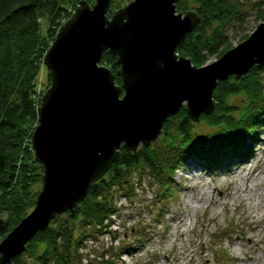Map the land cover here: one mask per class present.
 Instances as JSON below:
<instances>
[{"label": "water", "instance_id": "95a60500", "mask_svg": "<svg viewBox=\"0 0 264 264\" xmlns=\"http://www.w3.org/2000/svg\"><path fill=\"white\" fill-rule=\"evenodd\" d=\"M177 1L130 0L108 16L110 0H79L59 26L42 57L50 85L30 140L41 187L33 209L0 241V264L23 252L56 214L72 211L120 147L149 146L183 103L198 121L213 109L219 81L237 80L264 61V21L210 63L197 67L178 55L200 18L176 12ZM105 50L116 58L115 72L100 64Z\"/></svg>", "mask_w": 264, "mask_h": 264}, {"label": "trees", "instance_id": "16d2710c", "mask_svg": "<svg viewBox=\"0 0 264 264\" xmlns=\"http://www.w3.org/2000/svg\"><path fill=\"white\" fill-rule=\"evenodd\" d=\"M78 1L0 0V241L33 209L41 187L42 165L33 160L30 145L40 102L36 79L46 49ZM127 3L110 0L107 15ZM241 5L238 0H178L177 12L194 11L200 19L177 45V54L189 57L198 67L232 48L227 33L244 23ZM257 17L264 21V13L258 12ZM247 36L242 34L240 40ZM100 64L113 72L118 68L116 58L107 50ZM115 82L120 84L119 76ZM237 96V104L230 103V98ZM212 98L214 108L209 114L201 113L198 121L188 117L184 106L169 116L161 132L164 143L159 137L135 151L120 147L110 169L90 185L74 209L56 214L7 264H107L103 252L97 262L88 257L89 249L88 253L82 249L87 241L93 242L96 235L106 232L110 216L117 210L114 192L119 190L128 197L134 194L130 182L133 171L139 178L146 175L155 182L164 196L172 188L174 172L187 158H197L212 169L222 161L248 155L246 139H257L263 122L264 61L237 80L229 76L219 81ZM195 122L211 130L197 133ZM215 138L216 145L210 146Z\"/></svg>", "mask_w": 264, "mask_h": 264}, {"label": "rangeland", "instance_id": "374dc122", "mask_svg": "<svg viewBox=\"0 0 264 264\" xmlns=\"http://www.w3.org/2000/svg\"><path fill=\"white\" fill-rule=\"evenodd\" d=\"M240 2L245 20L227 33L232 48L242 41V34L249 35L261 22L258 12L264 13V0ZM215 59L212 56L206 63ZM49 78L42 65L36 79L37 99L50 84ZM239 97H231L230 103L237 104ZM181 106L185 107L184 103ZM177 121L178 116L173 123ZM262 121L257 139H246L250 145L248 155L222 161L212 169L197 158H187L174 172L172 188L164 196L155 182L146 175L139 178L138 172L133 171L130 182L134 194L128 197L119 190L114 192L117 210L110 216L106 232L96 235L93 242L87 241L82 252L88 253L89 249L88 257L97 262L103 252V259L109 260L107 264H264V219L251 223L238 185L243 170L254 169L255 174L262 176L254 186L264 194V116ZM196 123L197 133L211 130ZM161 132L157 139L160 137L164 143ZM259 138L263 141L259 142ZM216 143V138L209 142L210 146ZM212 180L216 189L207 185ZM208 190L214 201L209 200Z\"/></svg>", "mask_w": 264, "mask_h": 264}, {"label": "bare ground", "instance_id": "6f19581e", "mask_svg": "<svg viewBox=\"0 0 264 264\" xmlns=\"http://www.w3.org/2000/svg\"><path fill=\"white\" fill-rule=\"evenodd\" d=\"M263 139L259 138V142H262ZM254 147V146H253ZM254 148H252V154H254ZM256 170L252 169L251 171H248L246 168L243 170V172L238 176V185L240 187L241 194L244 195V198L242 197V200L248 205L249 209V217L251 219V223L258 220L264 219V194L261 192V188L258 187L255 188V181L262 178V176H259L260 174H255ZM213 180L207 184L208 187L211 189H216L213 185ZM209 189V190H210ZM207 191V196L209 200H213V196H210V191ZM178 221H181V218H177ZM253 226V225H252ZM249 236V240H251Z\"/></svg>", "mask_w": 264, "mask_h": 264}, {"label": "flooded vegetation", "instance_id": "af4514ba", "mask_svg": "<svg viewBox=\"0 0 264 264\" xmlns=\"http://www.w3.org/2000/svg\"><path fill=\"white\" fill-rule=\"evenodd\" d=\"M176 12H177V11H176ZM116 70H117V69H116ZM116 70H115V71H116ZM115 76H117V75H115Z\"/></svg>", "mask_w": 264, "mask_h": 264}]
</instances>
